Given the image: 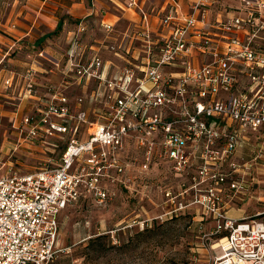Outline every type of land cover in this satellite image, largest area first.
<instances>
[{
    "label": "built area",
    "instance_id": "2783aa9c",
    "mask_svg": "<svg viewBox=\"0 0 264 264\" xmlns=\"http://www.w3.org/2000/svg\"><path fill=\"white\" fill-rule=\"evenodd\" d=\"M163 1L155 9L128 0V27L102 20L93 39V16L77 21L64 67L53 63L63 80L46 94L34 68L41 64L23 74L21 99L31 104L15 126L20 137L53 148L48 140L66 139L55 167L0 177V264L54 263L61 212L89 197L105 206L120 190L135 192L139 176L166 169L188 183L180 196L191 192L201 220L213 221L204 236L220 252L209 264H264V198L251 196L263 206L253 216L228 217L260 186L253 169L264 178V0H239L226 14L215 12L221 0H191L189 12L180 0Z\"/></svg>",
    "mask_w": 264,
    "mask_h": 264
},
{
    "label": "rangeland",
    "instance_id": "374dc122",
    "mask_svg": "<svg viewBox=\"0 0 264 264\" xmlns=\"http://www.w3.org/2000/svg\"><path fill=\"white\" fill-rule=\"evenodd\" d=\"M221 2L228 10H238L239 0ZM53 38L49 44L53 43ZM11 56L20 61L19 64L24 61L23 55ZM25 68L11 65L7 69L23 72ZM72 90L80 94L79 90ZM0 104L7 112L0 111V177L12 172L35 173L45 167H55L64 155L66 138L48 140L57 143L56 148L41 139L24 143L17 128L29 112V105L24 102L25 107L23 104L20 109V100L1 96ZM17 111L19 114L15 116ZM139 177L135 192L120 190L105 206L97 205L89 197L61 212L58 246L62 252L51 264H209V259L220 252L216 245L219 241L204 236L214 227L213 221H202L198 215L200 209L190 206L191 192L180 196L188 183L183 186V180L167 169ZM180 203L188 207L179 218L147 222L152 217L166 215Z\"/></svg>",
    "mask_w": 264,
    "mask_h": 264
},
{
    "label": "crops",
    "instance_id": "0c3cea01",
    "mask_svg": "<svg viewBox=\"0 0 264 264\" xmlns=\"http://www.w3.org/2000/svg\"><path fill=\"white\" fill-rule=\"evenodd\" d=\"M127 2L128 0H98L96 8L93 9L90 0H0V96L10 100H20V109L24 102L30 107L31 102L21 99L23 96L21 87L23 74L33 66V62L41 64V67L34 68L38 71L36 76L40 84L39 91L41 94H46L47 87L59 85L63 80L62 68H55L53 63L58 62L64 67L65 54L69 48L67 36L75 23L83 17L93 16L96 22L95 29L86 36L87 39L97 38L102 34V28L99 26L102 20L116 24L118 28L125 30L130 20L134 19L126 10ZM190 2L191 0H180L185 12H189ZM142 5L146 8L159 9L165 6V2L163 0H142ZM224 5H217L215 12L219 14L234 12L224 8ZM50 38H53L51 44H49ZM13 46H16V49L11 50ZM38 52H43L44 58H37ZM14 53L19 56L23 55L24 61L19 64L20 61L14 60L11 56ZM11 65L26 68L23 72L7 69ZM10 78L15 79L14 85L6 87L5 82ZM0 111L6 112L1 104ZM14 114L16 115V112ZM263 138L264 132L260 133V140ZM243 154L248 160L253 158L252 144L243 149ZM252 173L254 177L261 178L260 186H253L244 201L232 203L228 210V217L236 219L251 217L263 207L251 196L264 198V178L255 169ZM246 204L251 205L244 208Z\"/></svg>",
    "mask_w": 264,
    "mask_h": 264
},
{
    "label": "trees",
    "instance_id": "16d2710c",
    "mask_svg": "<svg viewBox=\"0 0 264 264\" xmlns=\"http://www.w3.org/2000/svg\"><path fill=\"white\" fill-rule=\"evenodd\" d=\"M59 28H61L60 26H59ZM191 218H193V216H190ZM98 240H101V239H98Z\"/></svg>",
    "mask_w": 264,
    "mask_h": 264
},
{
    "label": "bare ground",
    "instance_id": "6f19581e",
    "mask_svg": "<svg viewBox=\"0 0 264 264\" xmlns=\"http://www.w3.org/2000/svg\"><path fill=\"white\" fill-rule=\"evenodd\" d=\"M216 245H217L218 247H220V245H218V244H216ZM217 246H216V247H217ZM214 247H215V246H214ZM218 247H217V248H218Z\"/></svg>",
    "mask_w": 264,
    "mask_h": 264
}]
</instances>
